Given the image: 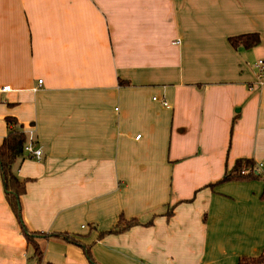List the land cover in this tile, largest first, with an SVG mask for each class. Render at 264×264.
Returning a JSON list of instances; mask_svg holds the SVG:
<instances>
[{
    "label": "crops",
    "instance_id": "crops-1",
    "mask_svg": "<svg viewBox=\"0 0 264 264\" xmlns=\"http://www.w3.org/2000/svg\"><path fill=\"white\" fill-rule=\"evenodd\" d=\"M259 59L264 0H0V142L12 117L42 150L14 165L22 220L77 241L38 261L0 176V264L263 262L264 181H219L264 166Z\"/></svg>",
    "mask_w": 264,
    "mask_h": 264
},
{
    "label": "trees",
    "instance_id": "trees-1",
    "mask_svg": "<svg viewBox=\"0 0 264 264\" xmlns=\"http://www.w3.org/2000/svg\"><path fill=\"white\" fill-rule=\"evenodd\" d=\"M232 45L242 44L245 47H251L259 42V35L257 33L241 34L235 37L229 38ZM122 82V81H121ZM6 123L8 125L7 135L0 142V176L2 179L5 198L19 221L21 232L24 235L28 243H30L34 250V257L39 261L42 256V250L39 245V239L46 237L60 238L68 241L77 242L72 236L65 233H52L45 234L42 232L30 231L22 220L20 197L25 192V178H19L14 170V165L22 157H27L24 151V145L28 140L27 131L23 130L22 127L17 126L14 118L6 117ZM15 126V127H14ZM255 163L250 158H239L235 161L234 165L229 171H226L223 177L219 181L227 179H260L261 176L251 170ZM241 170L245 172L241 174ZM214 184H210L212 186ZM261 198L264 199V188L261 194ZM171 210L166 212V216H170ZM137 220L131 218L129 220L120 217L117 224L109 229L107 232H101L100 236L106 233H118L124 231L128 227L137 224ZM149 224V223H148ZM86 252L88 260L92 264H97L87 246H83ZM262 256L258 257H241L238 264H261ZM49 264V263H48Z\"/></svg>",
    "mask_w": 264,
    "mask_h": 264
},
{
    "label": "built area",
    "instance_id": "built-area-1",
    "mask_svg": "<svg viewBox=\"0 0 264 264\" xmlns=\"http://www.w3.org/2000/svg\"><path fill=\"white\" fill-rule=\"evenodd\" d=\"M257 68L262 72L264 70V61L263 60H257L256 63ZM42 80H38L37 84H41ZM35 88V87H34ZM11 88L9 85H3L0 86V92H7L10 91ZM164 105H167L166 101H163ZM28 133V140L26 144L24 145V151L28 158L39 160L42 155L41 147H38L36 142L33 138V132L31 130L27 131ZM135 138H139V135H137ZM251 170H254L255 172H259L258 174L261 176V179L264 181V166L261 164H255ZM245 171L241 170V174H243ZM32 264H36V262H33Z\"/></svg>",
    "mask_w": 264,
    "mask_h": 264
},
{
    "label": "rangeland",
    "instance_id": "rangeland-1",
    "mask_svg": "<svg viewBox=\"0 0 264 264\" xmlns=\"http://www.w3.org/2000/svg\"><path fill=\"white\" fill-rule=\"evenodd\" d=\"M262 264H264V260H263Z\"/></svg>",
    "mask_w": 264,
    "mask_h": 264
}]
</instances>
